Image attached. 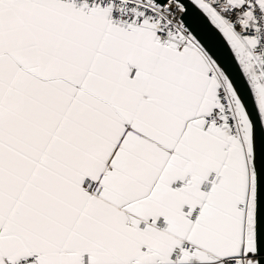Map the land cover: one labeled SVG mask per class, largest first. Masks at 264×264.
Instances as JSON below:
<instances>
[{"label":"snow or ice","instance_id":"1","mask_svg":"<svg viewBox=\"0 0 264 264\" xmlns=\"http://www.w3.org/2000/svg\"><path fill=\"white\" fill-rule=\"evenodd\" d=\"M0 264H264V0H0Z\"/></svg>","mask_w":264,"mask_h":264}]
</instances>
